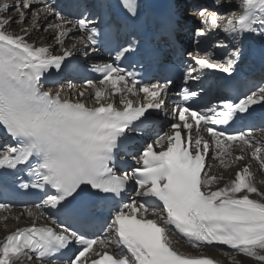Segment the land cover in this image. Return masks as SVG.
I'll return each instance as SVG.
<instances>
[{
	"label": "snow or ice",
	"instance_id": "obj_1",
	"mask_svg": "<svg viewBox=\"0 0 264 264\" xmlns=\"http://www.w3.org/2000/svg\"><path fill=\"white\" fill-rule=\"evenodd\" d=\"M214 3H225L233 18L198 9L204 27L196 35L205 37L221 29L230 37V55L224 62L213 59L207 49L204 56H190L202 70L232 76L241 58V41L249 35L264 37V0ZM120 6L127 13L126 22L135 24L140 17L139 0H120ZM72 7L61 8L51 0L0 3V212L11 210L9 201L21 190L43 193L40 202L34 203L35 211L25 209L33 223L0 242V264H217L203 254H182L173 247V236L192 249L223 245L233 250V257L239 254L264 264V190L257 187L250 167H242L234 179L216 190L212 185L218 177L208 175L211 166L206 170L210 149L214 150L212 159L228 167L226 160L234 145L241 154L233 162L243 161L250 150L264 170V138L254 137L252 129L227 128L252 118V106L264 105V84L235 102L225 99L201 109L178 105L170 133L147 144L136 159L139 166L131 173L118 174L117 152L132 139L131 133L140 132L150 122L154 115L150 110L164 109L172 80L144 84L135 72L113 62L94 65L91 71L100 78L86 81L97 106L73 101L64 95L63 87L46 89L52 70L76 71L71 60L74 54L84 51L87 56L105 39L96 16H106L111 5L101 0L81 11L78 19L71 18ZM93 8L95 13L88 15ZM13 12L19 13L15 20L3 18ZM42 15L55 21L44 30L54 31L52 39L61 54H54L56 49L50 45L30 42L40 32ZM181 18L178 7L170 6L160 26L175 37ZM12 23L22 25L19 33L6 30ZM69 34L74 43L64 47ZM215 47L228 45L221 40ZM130 51V47L119 46L116 59ZM194 73L196 67L187 69L185 84L199 78ZM74 87L69 83L68 91ZM141 93L146 102L130 98ZM84 95L78 92L79 97ZM198 95L188 88L182 90L185 102ZM110 96H119L122 107L106 102ZM202 126L208 139L201 134ZM22 172L27 182L19 178ZM130 181L142 199L124 203ZM41 219L47 223L38 225ZM73 245L79 248L65 258V251ZM232 264L238 262L233 259Z\"/></svg>",
	"mask_w": 264,
	"mask_h": 264
},
{
	"label": "bare ground",
	"instance_id": "obj_2",
	"mask_svg": "<svg viewBox=\"0 0 264 264\" xmlns=\"http://www.w3.org/2000/svg\"><path fill=\"white\" fill-rule=\"evenodd\" d=\"M3 2H5V0H0V3H3ZM7 2L9 4L14 3V1H7ZM227 18H229V16H226V19ZM45 19L47 22L55 23V21L52 20V18H49L48 16H42L41 22H40L41 25ZM20 27H22V25ZM10 28H11V26L9 25V27L8 26L6 27V30L9 32H15V33H19L20 29H21V28L15 29L14 31H11ZM216 31L218 32L219 35L223 36L226 39V41H224V43H227V44L231 43L230 37H227V35L225 33H223L221 29L220 30L216 29ZM54 35H55V33H54ZM212 35H215V33L212 32ZM71 37H72V35H69V37H67L65 39L64 47H70L71 44L74 43V40ZM31 41L36 42L37 46H41L42 44H45V43L37 42L35 39H32V38H31L30 42ZM46 45H48V44H46ZM50 46L57 50L54 52V54H61V52L59 50V45H57L56 42ZM91 91H90V93H91ZM262 155H264V153H262ZM235 156H237V155H233V156L227 158L226 163L230 165L228 167L222 166L219 163V161L214 162V167L212 168L211 172L208 175L209 176H212V175L217 176L218 181L213 183L212 190H216L219 187L225 186L227 183L230 182V180L234 179V176H235V173L237 170L241 169V167L244 164L251 163L250 160L233 162ZM252 167H253L252 172L254 174L257 187L260 188L261 190H264V170H262L260 168V165H257V164L252 165ZM257 171H259V173H261V176L257 175ZM220 177H222V179H220ZM252 198L259 199L255 195H253ZM20 215H21L20 212H14V213H12V216H13L12 218L8 219L6 222H3L0 225V242H3V240L6 238V236L8 234H10L11 232L15 231L18 227H23V226L29 225L31 223V219H29L26 216L21 217ZM18 217H20V218L18 221H16V219ZM3 218H4V215H0V219L3 220ZM173 243L175 244L176 248L181 247L183 249H186L183 245L179 244L174 238H173ZM198 252L200 254H203L205 256H208V257L214 259L215 261H217V264H232L233 259H235V261L238 262V264H259V262L254 261L251 258H248V257L243 256V255H239V254H237L233 257L232 254H224V253L216 252L213 250H198Z\"/></svg>",
	"mask_w": 264,
	"mask_h": 264
},
{
	"label": "rangeland",
	"instance_id": "obj_3",
	"mask_svg": "<svg viewBox=\"0 0 264 264\" xmlns=\"http://www.w3.org/2000/svg\"><path fill=\"white\" fill-rule=\"evenodd\" d=\"M7 1H10V0H6V2ZM236 0H232V3H233V5H234V2H235ZM226 2V1H225ZM213 4H215V3H213ZM216 5V4H215ZM223 10L225 11V12H223V13H220V10H218L219 11V15H221L222 17H226L227 15H228V12H227V10H226V8H225V3H223ZM19 16V13H16V12H13L12 14H11V16H5V17H3V18H7V19H10V20H15L17 17ZM41 22V21H40ZM10 26H11V28H10V30L11 31H14L15 29H20L21 27V24H17V23H12V25L10 24ZM23 26H27V24H25V25H23ZM8 27H9V25H8ZM45 29V26H42L41 28H40V32L37 34V35H34L33 37H32V39H35L37 42H40V43H45V44H48V45H52V44H54L55 42H54V40L52 39V37L54 36V33H51V30H47V31H45L44 30ZM220 30V29H219ZM218 31V30H217ZM54 32V31H53ZM31 42H33V41H31ZM33 43H35L36 44V42H33ZM57 51V50H56ZM257 175L258 176H261V173H259V171H257ZM1 225V224H0Z\"/></svg>",
	"mask_w": 264,
	"mask_h": 264
}]
</instances>
